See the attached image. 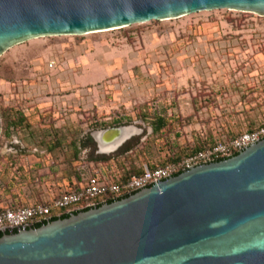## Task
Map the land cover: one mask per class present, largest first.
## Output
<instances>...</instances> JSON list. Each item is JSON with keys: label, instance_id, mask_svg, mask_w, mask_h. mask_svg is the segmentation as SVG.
Here are the masks:
<instances>
[{"label": "crops", "instance_id": "obj_1", "mask_svg": "<svg viewBox=\"0 0 264 264\" xmlns=\"http://www.w3.org/2000/svg\"><path fill=\"white\" fill-rule=\"evenodd\" d=\"M237 22L225 25L236 29ZM62 36H40L42 46L30 48L33 67L12 83L17 93L3 96L14 106L0 112V209L52 199L93 174L125 179L180 158L179 149L193 151L264 123V46L255 38L244 45L241 37L216 39L217 32L214 41L201 36L182 48H172L176 41L134 48L117 64L110 50L96 53L98 46ZM84 72L96 76L79 82ZM139 121L150 129L146 142ZM120 125L136 130L116 149L100 150L94 131Z\"/></svg>", "mask_w": 264, "mask_h": 264}, {"label": "water", "instance_id": "obj_2", "mask_svg": "<svg viewBox=\"0 0 264 264\" xmlns=\"http://www.w3.org/2000/svg\"><path fill=\"white\" fill-rule=\"evenodd\" d=\"M264 0H0V54L25 40L83 35ZM132 125L94 131L114 150ZM0 264H264V138L114 199L0 230Z\"/></svg>", "mask_w": 264, "mask_h": 264}, {"label": "rangeland", "instance_id": "obj_3", "mask_svg": "<svg viewBox=\"0 0 264 264\" xmlns=\"http://www.w3.org/2000/svg\"><path fill=\"white\" fill-rule=\"evenodd\" d=\"M231 18L238 20V27L236 29L230 27V25H225V20L227 19V21H229ZM243 20L245 25L251 23L256 24L257 29L254 30L255 32L248 31L247 29H252L249 26L243 25L240 27L239 25L243 24ZM220 22L223 23L222 26ZM237 30H244V32L237 34ZM217 32L220 37L216 39L223 37L225 39L241 37V42H243L244 45H247L253 44L251 40L255 38V44L264 46V15H259L253 12L229 11L226 9L204 10L172 19L150 20L143 23H134L113 30L91 32L83 35H65L59 37V40L72 39L74 42H86L90 45L93 44L94 47L98 46L96 53H105L107 50H110L113 59L116 58L114 61L119 64L118 62L124 58L130 50H134V48H166V46H169L170 43L175 41L177 43L175 42L176 44L172 48H182V46L187 42H190L191 39L197 40L196 38L201 36H204L207 39V42L214 41L216 40L214 35ZM170 33H173L172 40L169 39ZM252 34H257V36L252 37ZM136 36L140 37L139 41L135 39ZM37 38L38 39L32 38L29 39V41L14 45L11 49L7 50L0 56V112L5 108L14 106V101H10L6 104L3 101V96L6 94L17 93L14 89L15 86L12 85V83L16 79H21L28 75L29 70L33 67L29 60L33 58L34 52L33 50H30V48H40L45 40L41 37ZM31 41H36L37 43L31 46ZM237 41H234V43H237ZM37 51L38 52L36 53H39L40 56V54L46 50L41 49ZM144 53L145 52L143 51L142 54ZM147 55L148 54H146V56ZM84 68L85 72L91 71L90 65H87ZM85 72L78 78L79 82L86 81L88 78L91 79L96 76H90L87 78ZM128 77L130 79L131 75H128ZM139 123L143 125V132L140 133V135H143V142H146L151 136L150 129L141 121H139ZM237 135L239 134H236L235 136ZM235 136L218 138L209 145L218 141H228ZM201 148L203 147H200L199 149ZM189 152L191 151L188 147L177 150V154H183L181 156H184ZM163 158L164 157H160L157 159L161 160Z\"/></svg>", "mask_w": 264, "mask_h": 264}, {"label": "built area", "instance_id": "obj_4", "mask_svg": "<svg viewBox=\"0 0 264 264\" xmlns=\"http://www.w3.org/2000/svg\"><path fill=\"white\" fill-rule=\"evenodd\" d=\"M54 63V60L49 61L47 67L52 68ZM262 138H264V123L228 141H218L193 150L173 161L153 168H144L140 173L132 174L125 179L112 180L98 174L89 175L77 188L64 189L52 199L26 206L9 205L1 208L0 230L40 221L114 199L192 165L228 157Z\"/></svg>", "mask_w": 264, "mask_h": 264}, {"label": "trees", "instance_id": "obj_5", "mask_svg": "<svg viewBox=\"0 0 264 264\" xmlns=\"http://www.w3.org/2000/svg\"><path fill=\"white\" fill-rule=\"evenodd\" d=\"M135 141H136V139L134 138V139H131V140H129L128 142H126V143L120 148L119 152H121V151H126V150L132 148V147L135 145ZM198 149H199V148H198ZM194 150H197V149H194ZM184 154H185V153H184ZM182 155H183V154H182ZM100 157H103V156H100ZM177 158H178V157H175V158H173V159L166 160L165 162L172 161V160H175V159H177ZM165 162H163V163H165ZM163 163H161V164H163ZM158 165H159V164H158ZM155 166H157V165H148L147 168H153V167H155Z\"/></svg>", "mask_w": 264, "mask_h": 264}]
</instances>
